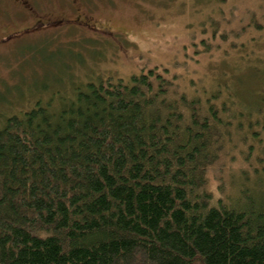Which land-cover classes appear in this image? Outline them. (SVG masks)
I'll list each match as a JSON object with an SVG mask.
<instances>
[{
  "label": "trees",
  "instance_id": "trees-1",
  "mask_svg": "<svg viewBox=\"0 0 264 264\" xmlns=\"http://www.w3.org/2000/svg\"><path fill=\"white\" fill-rule=\"evenodd\" d=\"M214 97L149 70L5 116L0 264H264V167L209 176L251 112Z\"/></svg>",
  "mask_w": 264,
  "mask_h": 264
},
{
  "label": "rangeland",
  "instance_id": "rangeland-1",
  "mask_svg": "<svg viewBox=\"0 0 264 264\" xmlns=\"http://www.w3.org/2000/svg\"><path fill=\"white\" fill-rule=\"evenodd\" d=\"M85 1L93 27L0 44V124L37 99L59 102L89 78L153 70L190 95L216 94L230 111L251 112L244 119L253 135L229 129L231 142L209 169L212 189L232 190L230 175L264 167V0Z\"/></svg>",
  "mask_w": 264,
  "mask_h": 264
},
{
  "label": "flooded vegetation",
  "instance_id": "flooded-vegetation-1",
  "mask_svg": "<svg viewBox=\"0 0 264 264\" xmlns=\"http://www.w3.org/2000/svg\"><path fill=\"white\" fill-rule=\"evenodd\" d=\"M90 7L85 0H0V44L48 28H91Z\"/></svg>",
  "mask_w": 264,
  "mask_h": 264
}]
</instances>
